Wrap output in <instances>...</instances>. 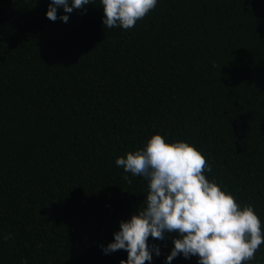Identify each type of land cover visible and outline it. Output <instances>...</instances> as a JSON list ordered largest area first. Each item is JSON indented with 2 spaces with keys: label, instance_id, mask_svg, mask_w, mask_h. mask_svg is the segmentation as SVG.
Wrapping results in <instances>:
<instances>
[{
  "label": "trees",
  "instance_id": "trees-1",
  "mask_svg": "<svg viewBox=\"0 0 264 264\" xmlns=\"http://www.w3.org/2000/svg\"><path fill=\"white\" fill-rule=\"evenodd\" d=\"M49 3L0 0V264L126 261L102 249L149 189L115 161L157 133L200 150L264 230V0H159L127 30L100 0L67 23ZM175 237L149 238L151 264Z\"/></svg>",
  "mask_w": 264,
  "mask_h": 264
},
{
  "label": "clouds",
  "instance_id": "clouds-1",
  "mask_svg": "<svg viewBox=\"0 0 264 264\" xmlns=\"http://www.w3.org/2000/svg\"><path fill=\"white\" fill-rule=\"evenodd\" d=\"M94 2L50 0L46 16L53 22L59 19L67 23L68 14L84 10ZM100 2L104 27L127 30L153 10L159 0ZM61 8L65 14L58 15ZM115 163L125 173L147 180L149 189L145 207L121 221L114 241L102 249L105 254L125 250L127 260H121V264H151L154 254L159 257L162 250L158 244H150L149 238L163 241L173 233L174 247L165 264L181 255L185 259L198 257L197 264H244L264 244V230L254 207H242L232 193L206 178L204 172H211V166L194 145L166 142L157 133L143 148L117 158ZM124 179L131 183L127 175Z\"/></svg>",
  "mask_w": 264,
  "mask_h": 264
}]
</instances>
